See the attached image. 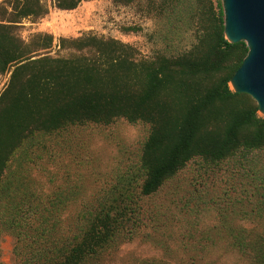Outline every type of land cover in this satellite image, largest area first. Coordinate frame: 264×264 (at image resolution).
Returning a JSON list of instances; mask_svg holds the SVG:
<instances>
[{"label": "trees", "instance_id": "16d2710c", "mask_svg": "<svg viewBox=\"0 0 264 264\" xmlns=\"http://www.w3.org/2000/svg\"><path fill=\"white\" fill-rule=\"evenodd\" d=\"M85 1L92 0H0V75L10 73L0 94V237L4 230L14 237L15 264H102L141 227L160 222L164 212L141 200L193 161L264 159V118L249 96L229 85L247 48L226 41L220 6L188 0L202 31L188 51L170 57L138 59L131 46L92 34L59 39L66 55L52 56V36L25 41L17 32L50 8L72 11ZM147 1L173 13L183 0ZM117 121L148 128L118 185L89 201L71 197L73 191L26 194V162L17 158L26 142L37 135L55 140L49 154L64 159L73 152L75 129ZM177 199L169 202L182 203Z\"/></svg>", "mask_w": 264, "mask_h": 264}, {"label": "rangeland", "instance_id": "374dc122", "mask_svg": "<svg viewBox=\"0 0 264 264\" xmlns=\"http://www.w3.org/2000/svg\"><path fill=\"white\" fill-rule=\"evenodd\" d=\"M212 1L222 10L221 0ZM190 7L191 2L183 0L171 13L152 9L147 0L128 5L85 1L73 11L50 8L35 23L23 21L17 32L25 41L38 33L52 36V56L66 55L59 39L92 34L131 46L138 59L170 57L188 51L202 31ZM9 77L10 73L0 75V94ZM147 134V127L124 121L75 129L73 152L64 159L49 154L55 140L37 135L17 155L26 162V194L45 197L73 191L71 197L89 201L126 176ZM256 155H237L211 166L190 163L163 189L141 200L146 209L164 212L160 222L141 227L134 240L105 256L102 264H264V159ZM177 198L182 203L175 208L169 201ZM14 245V237L4 230L0 264L16 263Z\"/></svg>", "mask_w": 264, "mask_h": 264}, {"label": "water", "instance_id": "95a60500", "mask_svg": "<svg viewBox=\"0 0 264 264\" xmlns=\"http://www.w3.org/2000/svg\"><path fill=\"white\" fill-rule=\"evenodd\" d=\"M223 34L229 44L244 43L246 56L229 81L249 96L264 117V0H221Z\"/></svg>", "mask_w": 264, "mask_h": 264}, {"label": "crops", "instance_id": "0c3cea01", "mask_svg": "<svg viewBox=\"0 0 264 264\" xmlns=\"http://www.w3.org/2000/svg\"><path fill=\"white\" fill-rule=\"evenodd\" d=\"M83 3V2H82ZM59 11V10H58ZM73 11V10H72Z\"/></svg>", "mask_w": 264, "mask_h": 264}]
</instances>
